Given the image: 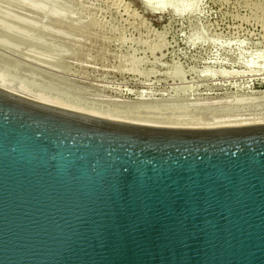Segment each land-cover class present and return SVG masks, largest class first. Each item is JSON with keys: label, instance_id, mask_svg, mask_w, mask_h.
Here are the masks:
<instances>
[{"label": "water", "instance_id": "95a60500", "mask_svg": "<svg viewBox=\"0 0 264 264\" xmlns=\"http://www.w3.org/2000/svg\"><path fill=\"white\" fill-rule=\"evenodd\" d=\"M0 264H264V124H134L0 89Z\"/></svg>", "mask_w": 264, "mask_h": 264}, {"label": "rangeland", "instance_id": "374dc122", "mask_svg": "<svg viewBox=\"0 0 264 264\" xmlns=\"http://www.w3.org/2000/svg\"><path fill=\"white\" fill-rule=\"evenodd\" d=\"M0 81L162 125L264 117V0H0Z\"/></svg>", "mask_w": 264, "mask_h": 264}, {"label": "bare ground", "instance_id": "6f19581e", "mask_svg": "<svg viewBox=\"0 0 264 264\" xmlns=\"http://www.w3.org/2000/svg\"><path fill=\"white\" fill-rule=\"evenodd\" d=\"M142 1H147V0H142ZM10 86H12V85H10ZM10 86H7V85L1 83V81H0V89L5 90V91L10 92V93H13L15 95H19V96L27 98V99H31V100H34V101H37L40 103H44L46 105H52L55 107L67 109V110L78 112V113H83V114H88V115H93V116H98V117H103V118H108V119H114V120L134 123V124L167 127V128H178V129L179 128H181V129L182 128L200 129V128H218V127H238V126L262 125V124H264V117H260V118H239V117H225V118H223V117H221L220 119H213L211 122L208 121L209 123H201V122L199 123L198 121H196V122H190V123H188V122L183 123L182 122V123H172V124L162 125V123L158 124L156 122H145V121L139 120V118L132 117V113L130 111H126V112H122V113L118 112V114L115 112H114L115 114H112L111 112H109V113L108 112H105V113L96 112V110H90V108H84V107L78 106V104H73V103L69 104V103H67L68 101H65V100H67L66 98L61 99V100H64L65 101L64 102V101L60 100L61 97L59 98V100L52 99L54 96H51L52 98L51 97L48 98L46 93H45L46 96H44V93H41L42 94L41 95L40 92H38V93L36 92L37 94H39V95H37V94H35V92H33L34 94H32L31 92H25V91L21 90V88L18 89L16 87V85H13L16 88L10 87ZM30 90L31 89H29V91Z\"/></svg>", "mask_w": 264, "mask_h": 264}]
</instances>
